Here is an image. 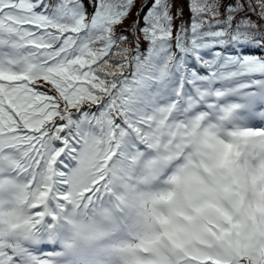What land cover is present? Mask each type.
<instances>
[{
    "label": "snow or ice",
    "instance_id": "obj_1",
    "mask_svg": "<svg viewBox=\"0 0 264 264\" xmlns=\"http://www.w3.org/2000/svg\"><path fill=\"white\" fill-rule=\"evenodd\" d=\"M135 7L0 0V264H264V0Z\"/></svg>",
    "mask_w": 264,
    "mask_h": 264
},
{
    "label": "rangeland",
    "instance_id": "obj_2",
    "mask_svg": "<svg viewBox=\"0 0 264 264\" xmlns=\"http://www.w3.org/2000/svg\"><path fill=\"white\" fill-rule=\"evenodd\" d=\"M146 2H147V0H136V7H135V9L133 10V13H132L133 18L135 17L136 12H139L141 6L144 5ZM186 11L187 10L185 9V12ZM131 23H133V20H129L128 21V24H131ZM177 23H179V21Z\"/></svg>",
    "mask_w": 264,
    "mask_h": 264
}]
</instances>
